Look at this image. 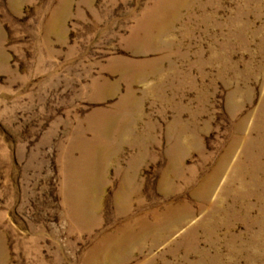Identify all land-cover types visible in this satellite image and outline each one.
I'll use <instances>...</instances> for the list:
<instances>
[{
  "label": "rangeland",
  "instance_id": "rangeland-1",
  "mask_svg": "<svg viewBox=\"0 0 264 264\" xmlns=\"http://www.w3.org/2000/svg\"><path fill=\"white\" fill-rule=\"evenodd\" d=\"M0 264H264V0H0Z\"/></svg>",
  "mask_w": 264,
  "mask_h": 264
},
{
  "label": "bare ground",
  "instance_id": "bare-ground-1",
  "mask_svg": "<svg viewBox=\"0 0 264 264\" xmlns=\"http://www.w3.org/2000/svg\"><path fill=\"white\" fill-rule=\"evenodd\" d=\"M129 234H130V233L126 232V233H125V237H126V236H129Z\"/></svg>",
  "mask_w": 264,
  "mask_h": 264
}]
</instances>
